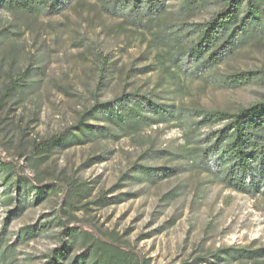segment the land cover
I'll list each match as a JSON object with an SVG mask.
<instances>
[{
  "label": "rangeland",
  "instance_id": "374dc122",
  "mask_svg": "<svg viewBox=\"0 0 264 264\" xmlns=\"http://www.w3.org/2000/svg\"><path fill=\"white\" fill-rule=\"evenodd\" d=\"M224 2L166 0L165 11L152 18L129 15L123 0H69L53 15L0 9V160L34 185L23 206L15 187L6 203L0 173V237L14 245L13 264L46 263L67 239L60 235L66 227L121 244L143 264H192L198 256L206 260L197 264H224L209 254L264 246V198L225 187L190 154L192 139L212 127L192 134L189 124L173 122L40 150L96 101L124 93L136 91L182 110L230 113L263 99L264 32L242 35L213 66L198 68L188 56L191 29ZM239 72L254 79L239 87L221 81ZM20 74L24 79L3 98ZM160 149L170 154L155 156ZM136 164L175 171L155 182L121 178L132 175ZM35 186L46 191L41 200ZM50 220L46 231L19 240L25 226ZM85 248L80 240L69 261Z\"/></svg>",
  "mask_w": 264,
  "mask_h": 264
},
{
  "label": "trees",
  "instance_id": "16d2710c",
  "mask_svg": "<svg viewBox=\"0 0 264 264\" xmlns=\"http://www.w3.org/2000/svg\"><path fill=\"white\" fill-rule=\"evenodd\" d=\"M68 3L69 0H0V9L53 15L63 10ZM122 5L128 9L129 15L141 14L151 18L162 14L167 7L166 0H123ZM190 32L192 36L188 56L198 64V68L218 64L234 51L242 35L264 32V0H225L218 12L205 23L193 27ZM23 79L24 74L17 76L5 89L3 98ZM252 79L254 76L251 72H239L224 75L221 81L225 86L239 87ZM89 119L98 120L102 125L89 123ZM173 122L178 126L189 124L192 134L202 128L212 127L207 133L192 139L190 154L198 159L196 166L212 174L217 182L227 188L251 197L264 198V98L230 113L219 109L182 110L136 91L124 93L109 101H96L65 132L46 139L40 150L51 151L59 146L79 145L108 135L125 136L153 125ZM153 153L155 156L170 154L164 149ZM133 168L135 172L132 175L126 173L121 178L131 176L155 182L175 171L174 168L138 164ZM0 173L7 187L4 202H11L13 198L10 192L15 187L18 191L17 202L22 206L26 204L27 188H34L33 183L22 177L10 162L0 160ZM76 186L74 190L78 188ZM45 195L42 186H35L36 200H41ZM51 222L25 226L19 240H27L46 231L52 225ZM60 235L67 236V239H62V244L48 255L49 260L44 264H143L134 259L133 253L129 254L124 246L114 241L102 240L91 233L67 227ZM80 240L86 248L69 261L71 250ZM13 246L5 245L4 237H0V264L14 263ZM209 255L224 264L233 260L264 264V261H259L264 256V246H228ZM205 260L206 257L198 256L192 264Z\"/></svg>",
  "mask_w": 264,
  "mask_h": 264
}]
</instances>
